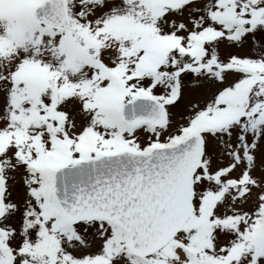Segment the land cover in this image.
<instances>
[{"label":"snow or ice","instance_id":"6c2138e0","mask_svg":"<svg viewBox=\"0 0 264 264\" xmlns=\"http://www.w3.org/2000/svg\"><path fill=\"white\" fill-rule=\"evenodd\" d=\"M0 264H264V0H0Z\"/></svg>","mask_w":264,"mask_h":264}]
</instances>
